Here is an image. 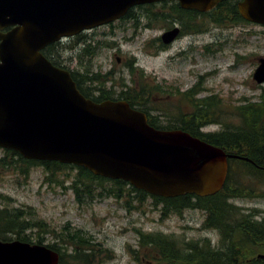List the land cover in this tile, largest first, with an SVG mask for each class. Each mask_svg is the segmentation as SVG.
Wrapping results in <instances>:
<instances>
[{
    "label": "water",
    "instance_id": "95a60500",
    "mask_svg": "<svg viewBox=\"0 0 264 264\" xmlns=\"http://www.w3.org/2000/svg\"><path fill=\"white\" fill-rule=\"evenodd\" d=\"M159 0H0V146L28 158L84 166L121 178L148 193L211 195L227 178V151L182 128H158L126 99L85 96L67 68L41 49ZM183 8L212 9L221 0H177ZM240 14L264 24V0H238ZM5 26H11L3 31ZM179 27L162 33L172 41ZM253 78L264 82V56ZM45 243L0 239V264H59Z\"/></svg>",
    "mask_w": 264,
    "mask_h": 264
},
{
    "label": "rangeland",
    "instance_id": "374dc122",
    "mask_svg": "<svg viewBox=\"0 0 264 264\" xmlns=\"http://www.w3.org/2000/svg\"><path fill=\"white\" fill-rule=\"evenodd\" d=\"M169 3L159 1L142 8L153 24L152 27L142 26L134 30L132 19H120L112 25H102L77 34L88 40L91 37L95 42H107L92 55L84 56L83 51L79 50L77 35L63 38V62L67 67L83 72V63L87 58L92 72H95L96 67L103 70L114 68L115 78L122 77L127 82L131 78L125 68L127 64L123 60L118 62L115 54L136 56L137 66H142L154 83L158 79V86H162L153 94V105L168 107L175 114L180 111V107L188 110L189 100L183 92L196 86L190 96L197 98L215 94L219 98L217 122L209 123L203 128L204 131L220 130L225 122L237 123L239 119L235 106L241 102L260 99L264 95V82L259 83L253 78L258 58L264 56V24L237 22L229 17L218 22L206 15L196 14L193 15L191 26L183 19L181 24L186 30L184 34L161 50L156 37L174 25H179V20L155 18L153 12L160 15L162 12H169ZM213 13H217L216 10ZM145 40L150 41L147 47L143 45ZM132 77L134 78V71ZM133 84L135 85V81ZM114 89L119 92L122 86H114ZM162 108L153 111L159 114L160 123L167 124L170 115H165ZM2 151L0 149V155ZM76 173L78 168L59 167L50 173V177L57 180L55 183L47 180V171L43 165H35L25 173L21 164L17 168L2 167L0 207L31 208L34 219L43 220L48 227L56 230H60L66 222L83 228L93 235L95 242H100L102 248H107L112 253L111 258H106L107 253L104 251L97 252V260L102 261H95V264H155L154 261L145 259L143 249L138 247L137 227L162 230L185 239L210 237L213 243L218 240V232L203 226L205 213L199 208H185L182 212L170 210L164 214L163 205L158 204L156 208L151 196L144 203L133 201L126 195L120 199L97 195L92 200L79 201L70 186ZM61 179L66 187L58 183ZM106 185L116 187L110 181H106ZM95 188L99 190L98 187ZM126 198L131 200L134 208L127 209L122 205ZM234 201L247 209L257 208L264 213V196L239 197ZM36 239L33 236L34 242H37ZM59 239L53 233L46 232L43 242L53 244Z\"/></svg>",
    "mask_w": 264,
    "mask_h": 264
},
{
    "label": "trees",
    "instance_id": "16d2710c",
    "mask_svg": "<svg viewBox=\"0 0 264 264\" xmlns=\"http://www.w3.org/2000/svg\"><path fill=\"white\" fill-rule=\"evenodd\" d=\"M161 2H171V4L169 3L171 10L167 13L162 12L161 15L153 12V17L166 21L174 19L183 24L184 19L191 26L193 15L196 14L206 15L218 22L223 21L225 17L233 18L237 22L248 21L240 14L237 0H222L212 10L205 12L182 8L176 0H162ZM214 10L217 13H213ZM126 17L132 20L137 19L132 8ZM77 38L82 45L81 50L84 56L96 52L97 47L91 46L90 40L85 36L77 35ZM95 43L100 47L107 44L104 41ZM62 47L61 41L58 40L46 45L43 52L54 64L67 67L61 58ZM85 59L83 73H76L89 79H100L99 72H93L91 75V63L87 61V58ZM70 70L78 88L88 95L83 86L79 84L75 72ZM95 87L104 88L107 86ZM161 87L122 86L121 92L123 93L122 97L127 99L132 106L147 113L150 124L158 128H182L204 140L222 146L228 151L251 159L230 158L226 181L216 193L206 196L186 193L173 197L150 194L123 179L96 175L84 166L58 160L27 158L11 148H2L0 168L6 166L17 168L21 164V169L23 168L24 171L25 165H27L25 169L43 165L47 171V180L55 183L57 180L50 177L52 171H56L59 167L78 168V173L72 179L70 186L79 201L92 200L97 195L102 198L114 196L119 199L126 195L133 201L139 200L144 203L147 197L151 196L156 208H158V204L163 205L164 214L170 210L182 212L185 208L201 209L205 213L203 226L213 229L219 234L216 243H213L210 237L185 239L162 230L136 228L138 247L143 249L145 259H150L155 264H264V213L257 208L247 209L234 201L239 197L264 196V95L262 94L260 99L241 102L235 106V113L239 119L237 123L225 122L220 130L204 131L203 128L209 123L217 122L218 96L215 94L197 98L190 96L196 87L193 86L183 92L189 100L190 109L184 110L180 107V111L175 114L170 112L168 107L162 108L153 105L155 100L153 94ZM95 100L100 99L95 98ZM161 108L165 115H170L167 124L160 123L159 114L153 111V109ZM68 174L66 173V175ZM106 181L114 183L116 187H107ZM59 182L62 186H67L62 179L58 180ZM95 187H98L99 190H95ZM2 197L7 199L5 195ZM130 201L126 198L122 205L127 209L134 208L135 205ZM33 215L34 211L31 208L0 207V238L12 239L14 236L21 240L34 242L32 238L35 236L37 242L41 243L46 232L53 233L60 239L47 245L59 251V264H95V261H102L97 260L96 255L101 251L107 253L106 258L112 257L109 249L102 248L101 243L95 242L93 235L83 228L72 226L70 222H66L60 230H56L48 227V224L43 220L34 219Z\"/></svg>",
    "mask_w": 264,
    "mask_h": 264
},
{
    "label": "flooded vegetation",
    "instance_id": "af4514ba",
    "mask_svg": "<svg viewBox=\"0 0 264 264\" xmlns=\"http://www.w3.org/2000/svg\"><path fill=\"white\" fill-rule=\"evenodd\" d=\"M147 6H151V4H139V5H136L135 8L133 9L134 13H136V15H137V19L132 20V22L134 23V25H133L134 30H137L138 28H140L142 26H144V27H152L153 26V24L150 22V20L147 19V16L142 11L143 10L142 8L147 7ZM120 19L111 21V22L103 24V25H109V24L112 25L115 21H118ZM125 19H127V17L123 18L122 20H125ZM100 26H102V25H100ZM100 26H97V27H100ZM178 26H179V32L173 40L180 38L184 34V31H186L180 22H179ZM10 28H11V26H5L4 28H2V30L7 31ZM94 28H96V27H94ZM94 28H90L88 30H92ZM65 38H67V37H65ZM156 38H157L156 43L161 50L168 47L170 45L168 43L173 42V40L171 42H164L161 35L157 36ZM62 39H61V41H62ZM151 39H150V41H151ZM89 40H90L91 46H96L98 48V50L101 49V47L99 45H97L95 43V40H92L91 37H89ZM150 41L145 40L143 42V45L145 47H147L149 45ZM81 47H82V45L80 44L79 50H81ZM118 49H120V48H118ZM161 50H159V51H161ZM181 51L184 52V50H181ZM145 52H147L146 48H145ZM152 52H153V50L151 51V53ZM115 57H116L118 62L123 60L127 64L125 66V68L131 75V78H128L127 82H124L125 79H123L122 77H120L119 79L115 78L114 68H109L107 70H103L101 67H98V68L96 67V70H94V71L99 72L98 76L100 79H96V78L89 79L86 76L78 75L76 72H80V71L71 68L75 72V74L77 75L78 81L80 82L79 84L81 86H83V89H84L85 93L88 94L87 95L88 97H91L92 99L97 98L100 100H104L107 98L125 99L122 97L123 96V93L121 92L122 89L119 92L118 91L115 92L114 86H158L159 85L158 83L160 81L158 79H156L155 80L156 82L154 83L153 78L150 75L146 74L147 72L142 68V66H139V65L137 66L138 57L130 56V55H126V54L120 55L117 53L115 54ZM133 68H135V69H133ZM133 71H134V78L132 77ZM92 73L93 72H91V75H93ZM87 75H90V73H87ZM134 81H135V85L133 84ZM95 86H107V87L103 88V87H95ZM123 89H125V88H123ZM100 100H97V101H100ZM26 167H27V165L24 166V171H23L24 173L29 169V168L25 169ZM22 170H23V168H22Z\"/></svg>",
    "mask_w": 264,
    "mask_h": 264
}]
</instances>
